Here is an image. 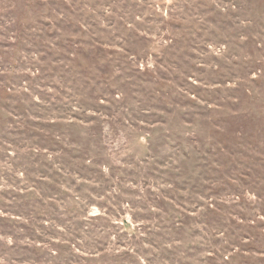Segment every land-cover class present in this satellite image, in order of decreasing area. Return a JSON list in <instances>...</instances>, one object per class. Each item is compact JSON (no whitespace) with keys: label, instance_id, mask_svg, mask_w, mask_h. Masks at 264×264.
Wrapping results in <instances>:
<instances>
[{"label":"rangeland","instance_id":"374dc122","mask_svg":"<svg viewBox=\"0 0 264 264\" xmlns=\"http://www.w3.org/2000/svg\"><path fill=\"white\" fill-rule=\"evenodd\" d=\"M0 264H264V0H0Z\"/></svg>","mask_w":264,"mask_h":264}]
</instances>
